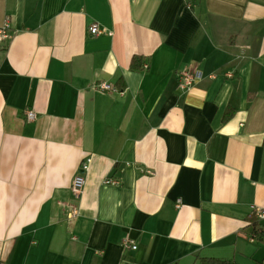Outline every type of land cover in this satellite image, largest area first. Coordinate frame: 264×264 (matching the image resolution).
<instances>
[{
	"label": "crops",
	"instance_id": "obj_1",
	"mask_svg": "<svg viewBox=\"0 0 264 264\" xmlns=\"http://www.w3.org/2000/svg\"><path fill=\"white\" fill-rule=\"evenodd\" d=\"M5 22L0 264H264V0H0Z\"/></svg>",
	"mask_w": 264,
	"mask_h": 264
},
{
	"label": "built area",
	"instance_id": "obj_2",
	"mask_svg": "<svg viewBox=\"0 0 264 264\" xmlns=\"http://www.w3.org/2000/svg\"><path fill=\"white\" fill-rule=\"evenodd\" d=\"M88 31L93 36H99L103 34L111 35L110 32H106V30L102 29L98 24L92 23L88 27ZM12 36V27L9 22H5L2 26H0V44L4 43L6 40L10 39ZM144 68H147V65L144 66ZM226 77L232 78L231 73H226ZM202 80V73L194 68L185 67L181 69V71L178 74V88L180 91H189L191 88L196 86L200 83ZM97 91L100 92H107V93H116L123 95V91L117 88L116 86L106 83V82H100L94 87ZM26 121H32L36 118V114L31 110H26L24 112ZM88 169V162L82 163L80 171L78 174L74 177L72 184L70 186V193L72 196L73 202H77L80 198V196L83 193V190L85 188V178L84 173ZM142 173H145L147 175H152L153 172L151 171H143ZM105 184L108 186H114L119 187L121 185L120 180L117 178L110 176L106 179ZM77 214V209L73 205L69 207V212L67 214V217L69 219L75 217ZM250 216L257 220V221H263L264 220V209L260 207H251L250 209ZM253 241V240H252ZM125 246L129 247L132 250H136V245L132 241H125Z\"/></svg>",
	"mask_w": 264,
	"mask_h": 264
},
{
	"label": "trees",
	"instance_id": "obj_3",
	"mask_svg": "<svg viewBox=\"0 0 264 264\" xmlns=\"http://www.w3.org/2000/svg\"><path fill=\"white\" fill-rule=\"evenodd\" d=\"M130 68L132 70H141V60H139L138 57H133L131 61ZM232 112H226L224 116V121L227 120L232 114ZM251 219H253L251 217ZM255 237L261 238L264 237V230H256L255 231ZM199 264H229L228 262L219 260V259H212V258H202L199 261Z\"/></svg>",
	"mask_w": 264,
	"mask_h": 264
}]
</instances>
